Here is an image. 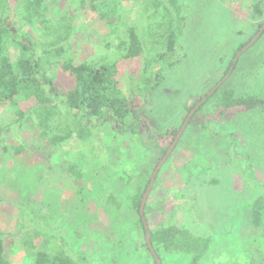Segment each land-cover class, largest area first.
<instances>
[{
  "label": "rangeland",
  "instance_id": "374dc122",
  "mask_svg": "<svg viewBox=\"0 0 264 264\" xmlns=\"http://www.w3.org/2000/svg\"><path fill=\"white\" fill-rule=\"evenodd\" d=\"M49 1L51 15L57 19L59 9L70 0ZM150 1L125 0L123 7L125 20L138 23L145 44L153 37L147 35L146 27L149 18L145 11ZM178 6L187 21L176 50L181 61L166 68L163 82L152 95L139 92L147 81L143 80L142 72L146 55L150 54L148 45H145L147 54L118 63V79L132 106L159 132L173 128L179 131L189 108L208 96L233 65L222 89L233 88L236 96L264 98V31L234 64L238 52L264 25V0H177ZM109 31L106 23L82 15L71 38L76 56L80 60L116 59L118 52L105 46ZM55 74L56 87L49 88V95L60 103V93L69 91L74 80L61 69ZM206 101L199 118L194 125L188 124L156 176L155 188L148 199L153 208L147 216L149 223L153 227L163 223L187 226L196 233L209 235L211 249L200 264H264V233L253 225L251 213L254 199L264 196V110L240 108L222 115L218 95ZM16 118L14 108L0 105V125L7 126L0 135V143L5 135L7 147L12 144L29 147L19 155L0 151V232L9 239L5 247L7 258L13 264L33 261L32 254L19 242L24 231L32 227L31 220L16 204L19 200L16 182L22 181L26 184L21 187L28 185L36 199H44L56 208L60 217L53 225L66 230L61 220L79 223L83 239L74 247L88 264H154L144 245L146 236L135 222V210L125 208L119 217L110 216L104 194L93 195V200L78 206L80 198L63 162V150L59 148L52 157L46 151L42 154L34 151L32 141L38 132L30 123L22 127ZM86 123L94 126L102 137L106 156L102 179L113 183L114 173L125 170L136 173H133L136 179L143 171L152 177L164 154L150 146L146 128L134 136L120 133L105 118ZM175 138L171 133L165 135L163 144L173 143ZM97 153L101 154L99 150ZM19 174L20 177L15 176ZM146 182L141 177L135 185L117 183L116 194L126 203L129 192ZM117 240L123 253L118 263L114 260Z\"/></svg>",
  "mask_w": 264,
  "mask_h": 264
},
{
  "label": "trees",
  "instance_id": "16d2710c",
  "mask_svg": "<svg viewBox=\"0 0 264 264\" xmlns=\"http://www.w3.org/2000/svg\"><path fill=\"white\" fill-rule=\"evenodd\" d=\"M124 2L70 0L59 9V17L53 19L49 0H0V105L14 108L16 121L22 127L30 123L36 129L37 137L32 141L34 151L40 154L46 151L47 156L52 157L59 148L63 150V162L67 164L69 178L80 198L78 206L93 200V195L104 194L110 216L119 217L125 208L135 210V222L146 236L140 205L150 184L149 172L139 174V179H147L145 186L138 185L135 191L129 192L124 203L116 194L117 183L131 186L139 179L134 177L136 173L126 170L116 171L113 183L101 178L106 159L102 137L95 132L94 126L86 122L105 118L107 122L114 123L120 133L129 132L134 136H139L146 128L150 146L162 154L166 153L172 142L163 144L164 136L171 133L176 137L179 131L173 128L159 132L151 128L122 88L118 79V63L123 59H136L144 52L147 54L145 45H148L150 54L146 55L142 72L143 80L147 81L140 86L139 92L152 95L163 82L166 68L181 61L176 50L187 21L181 7H176L177 0H151L145 15L147 20L149 18L147 35L153 37L145 44L139 35L138 23L125 20ZM82 15H87L92 21L106 23L110 31L106 35L105 46L109 51L114 49L118 52L116 59L80 60L76 56L71 38ZM110 37L113 41L109 40ZM169 53L174 57H167ZM58 69L74 80L69 91L60 93V103L49 95V88L56 87L55 73ZM222 85L210 96L218 95L217 105L222 108V115L240 108L264 110V98L236 96L233 88L222 89ZM61 102L64 104L60 105ZM202 107L194 113L189 124L194 125ZM193 108L190 107L189 111ZM6 130L7 126L0 125V135ZM1 140L0 151L6 150L13 155L29 148L25 144L7 147L5 135ZM97 150L101 154L98 155ZM15 176L20 177L21 174ZM21 182H16L15 186L19 193L16 204L31 220L32 227L24 231L19 242L32 254V264H88L86 257L74 247L75 243L79 244V239H83L84 231H81L79 223L61 220L67 226L66 230L53 225L52 222L60 217L56 208L44 199H36L33 190L28 185L21 187L26 184ZM148 202L145 206L147 220L153 210ZM251 213L253 225L264 233V196L254 199ZM149 227L152 245L162 264H200L211 249L209 235L196 233L187 226L163 223L153 227L149 223ZM7 241L6 235L0 232V264H13L6 256ZM11 241L15 242V239ZM114 245V260L118 263L123 254L120 240ZM144 245L153 257L146 238ZM153 262L157 264L154 257Z\"/></svg>",
  "mask_w": 264,
  "mask_h": 264
},
{
  "label": "water",
  "instance_id": "95a60500",
  "mask_svg": "<svg viewBox=\"0 0 264 264\" xmlns=\"http://www.w3.org/2000/svg\"><path fill=\"white\" fill-rule=\"evenodd\" d=\"M264 31V25L261 27V30L259 31V33L247 44L245 45L240 52H238L237 56H236V60L234 62V64L237 62L238 58L240 57V55L247 50L250 46H252L256 40L260 37V35L262 34V32ZM234 69V65L230 68L229 73L212 89V91L208 94V96L204 97L199 103L198 105H196V107H194L188 117L186 118V120L184 121L183 125L181 126L175 140L173 141L172 145L169 147V149L167 150L166 153H164L163 157L161 158V160L159 161L158 165L156 166L153 175L151 177L150 180V184L144 194V196L142 197V201H141V205H140V215L142 217V221L145 227V231H146V242L148 244V247L156 261L157 264H162L158 254L156 253L152 242H151V236H150V227H149V223L148 220L145 216V206H146V202L148 200V197L150 195L151 189L153 187L154 181L156 179V176L158 174V172L160 171L161 167L163 166V164L165 163V161L168 159V157L171 155V153L174 151V149L176 148L181 136L183 135L186 127L188 126L190 119L192 118V116L194 115V113L202 106V104L208 99V97H210L216 90L218 87H220L230 76L231 72Z\"/></svg>",
  "mask_w": 264,
  "mask_h": 264
}]
</instances>
